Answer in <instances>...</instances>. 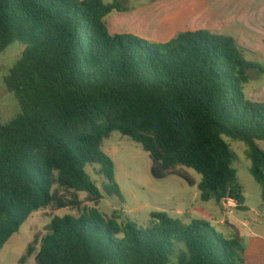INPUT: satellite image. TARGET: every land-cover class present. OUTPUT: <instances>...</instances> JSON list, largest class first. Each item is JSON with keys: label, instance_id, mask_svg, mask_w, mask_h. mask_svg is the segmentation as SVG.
I'll list each match as a JSON object with an SVG mask.
<instances>
[{"label": "trees", "instance_id": "obj_1", "mask_svg": "<svg viewBox=\"0 0 264 264\" xmlns=\"http://www.w3.org/2000/svg\"><path fill=\"white\" fill-rule=\"evenodd\" d=\"M129 10L125 0H0V53L25 46L5 78L22 112L0 124V256L35 212L55 207L78 215L53 219L37 264H245L244 242L206 220L155 212L144 230L54 192L124 200L103 150L120 133L149 154L154 178L195 186L181 172L194 170L203 202L232 197L241 211L229 138L247 145L264 202V103L245 93L264 66L233 36L207 30L164 44L111 35L107 17ZM88 167L99 168L102 188Z\"/></svg>", "mask_w": 264, "mask_h": 264}, {"label": "rangeland", "instance_id": "obj_2", "mask_svg": "<svg viewBox=\"0 0 264 264\" xmlns=\"http://www.w3.org/2000/svg\"><path fill=\"white\" fill-rule=\"evenodd\" d=\"M105 2L110 3V0ZM248 3L261 16L264 14V0H248ZM262 40L256 37L237 39L241 46L249 50L248 59L264 66V39ZM24 50L25 46L16 42L5 52L0 53V124H8L22 112L19 102L7 90L5 78L21 59ZM251 79L245 90L247 97L254 102L264 103V75L251 72ZM226 141L236 153L234 168L237 170L239 183L246 199L245 208L241 211L237 210L233 216H227L223 206L215 202H203L198 187L190 186L179 176H171L164 180L154 178L153 163L149 154L140 145L120 133H113L110 139L105 141L103 150L116 166V180L124 200L106 195L99 203H92L86 193H76L58 186L54 188V192L57 191L67 199L77 197L83 206L98 208L107 215L121 211L127 219L144 230L150 227L152 213H168L173 218H179L174 210L178 208L185 210L193 205V211L197 215L194 216L195 218H199L203 212H217L221 220L229 219L235 225L234 217H237L242 221H250L251 229L255 232L263 231L262 187L251 174L252 162L248 158V147L245 143L229 138H226ZM259 145L264 151V142H260ZM98 171V167L87 169L92 179L102 188L104 181ZM181 172L188 175L195 185L201 182V176L196 171L184 168ZM67 215L76 216L78 211L73 208L58 210L50 207L35 212L22 226L20 232L6 244L1 252L0 264H37V256L41 251L43 240L49 234V225L54 218ZM210 223L214 228L220 229L214 221ZM242 232L249 233L250 230L242 229Z\"/></svg>", "mask_w": 264, "mask_h": 264}, {"label": "crops", "instance_id": "obj_3", "mask_svg": "<svg viewBox=\"0 0 264 264\" xmlns=\"http://www.w3.org/2000/svg\"><path fill=\"white\" fill-rule=\"evenodd\" d=\"M125 4L129 11L114 12L107 17L108 29L113 36L131 35L150 43L164 44L181 33L207 30L236 39H264V14L261 16L248 0H125ZM193 209L191 205L184 211L178 208L173 212L187 221H214L220 227L217 229L220 233L236 236L244 242L245 264H264V229L255 232L250 221L237 217H234V225L229 219H219L221 216L217 212H203L195 218ZM242 229L250 232L243 233Z\"/></svg>", "mask_w": 264, "mask_h": 264}, {"label": "built area", "instance_id": "obj_4", "mask_svg": "<svg viewBox=\"0 0 264 264\" xmlns=\"http://www.w3.org/2000/svg\"><path fill=\"white\" fill-rule=\"evenodd\" d=\"M222 206L227 216H233L238 210V202L232 197L225 198L222 201Z\"/></svg>", "mask_w": 264, "mask_h": 264}, {"label": "water", "instance_id": "obj_5", "mask_svg": "<svg viewBox=\"0 0 264 264\" xmlns=\"http://www.w3.org/2000/svg\"><path fill=\"white\" fill-rule=\"evenodd\" d=\"M228 225L231 226V227H233L229 222H228Z\"/></svg>", "mask_w": 264, "mask_h": 264}]
</instances>
